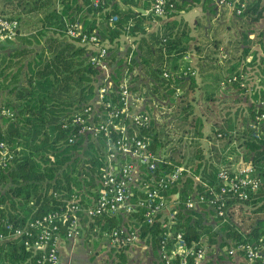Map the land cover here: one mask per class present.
<instances>
[{"label":"trees","instance_id":"obj_1","mask_svg":"<svg viewBox=\"0 0 264 264\" xmlns=\"http://www.w3.org/2000/svg\"><path fill=\"white\" fill-rule=\"evenodd\" d=\"M121 1L127 7L123 8L119 0H109L99 6H95L93 0H0V15L18 18L23 26L32 30L0 42V106L10 107L14 112L12 117L0 114V141L4 140L13 153L10 164L0 176V200L2 213L15 223L24 224L44 212L65 208L74 197L87 205L97 195L98 179L106 157L105 138L79 134L76 126L64 125L88 104L96 107L104 73L89 61L92 47L82 44L79 36L67 34L68 24L81 23L84 31L97 32L100 41L108 46L112 84L106 99L117 98L120 82L140 62L153 66L149 75L166 87L169 94H175L178 85L188 82L183 76H165L163 72L166 62L174 59L172 53L182 51L190 38L183 22L168 19L150 31L142 12L151 6L150 0ZM243 1L233 0L234 13ZM186 3L187 0H176V10L170 16L181 8H191L194 2ZM258 10L259 0H253L246 4L241 15L255 19ZM114 14L118 19L110 23ZM122 35L133 36V43H136L135 48L127 46L125 57L114 48V43L119 42ZM17 38L22 41L20 44L15 41ZM10 44L11 49L1 52ZM234 75L237 74H233L230 81L234 80ZM129 83L132 91H139L134 79L131 78ZM183 98L184 94L180 93L175 100L173 96L169 99L168 123L178 119L182 126H186L182 119L187 115L180 112L187 114L191 108L183 105ZM175 102L181 106L180 111ZM261 111H264L263 107H256L251 113L252 121L243 130L240 143L248 148L245 160L254 164L260 177L259 189L245 202L252 206L254 215L239 221L232 213L228 220L215 227L217 219L212 217L213 207L202 212L180 211L173 228L183 231L188 241H198L213 250L232 238L258 241L264 236V119L257 121L255 118ZM192 122L196 126L195 134L202 136L199 123ZM159 128L161 125L152 118L148 127L140 129L142 136L150 138V146L156 152L171 142L160 137ZM180 137V147L189 149L182 154L180 148L178 153L169 156L168 162L161 163L160 168L173 170L178 165H190L191 173L184 176L179 188L181 198H185L207 186H215L220 168L207 163L199 141L193 145L192 139ZM195 160L198 161L197 167ZM201 166L204 174L197 181L195 174ZM138 217L140 221L144 219L142 214ZM92 219L86 226L87 232L93 231L97 235L121 225L118 216L103 214ZM239 228L243 230L239 231ZM161 231L158 222L143 224L141 228L142 237H147L154 248L159 243ZM0 259L13 262L19 258L14 250H9L0 255Z\"/></svg>","mask_w":264,"mask_h":264},{"label":"built area","instance_id":"obj_2","mask_svg":"<svg viewBox=\"0 0 264 264\" xmlns=\"http://www.w3.org/2000/svg\"><path fill=\"white\" fill-rule=\"evenodd\" d=\"M106 1L109 0H93V4L99 6ZM150 2L151 6L145 11L154 19L169 18L176 10V0ZM211 2L234 7L233 0ZM246 4L244 0L236 8V13L241 14ZM117 19L118 15L114 14L109 21L114 23ZM20 33L18 18L0 15V42L15 39ZM67 34L79 36L82 44L92 47L89 61L104 73V84L98 89L96 107L88 104L74 113L70 122L67 120L64 125L76 126L79 134L105 138L106 157L98 179L97 195L87 205L74 197L65 208L44 212L24 224L15 223L3 214L0 200V255L14 250L19 258L13 262L0 259V264H60L61 241L80 236L84 233L85 224L103 214L121 219L120 226L102 233L115 248L125 249L137 243H149L147 237H142L141 228L143 224L158 222L162 228L159 243L155 248L149 243L156 254L155 264H202L211 249L198 241H188L183 231L174 230L178 212H202L213 207L212 217L217 219L215 226H220L228 220V215L239 211L236 205L244 204L259 189L260 177L256 167L252 163L224 165L218 170L215 186H207L202 191L181 198L179 188L184 176L191 173V167L182 164L173 170L160 168L161 163L168 162L169 156L176 151L172 150V144L156 152L150 146V138L140 134V129L148 127L152 120L150 111L132 109L143 98L142 94L132 91L129 80L125 78L118 86L117 98L106 99L112 84L108 46L100 41L97 32L84 31L79 22L68 24ZM193 73L191 67L182 72L183 77ZM169 75V72H165V76ZM179 94V89H176L174 97L177 98ZM256 102L258 109L264 108V93L259 95ZM0 114L12 117L14 112L10 107L0 106ZM255 118L257 121L263 120L264 111L257 113ZM177 136L173 137L172 143H175ZM185 138L192 139L191 136ZM12 157L8 144L0 141V176ZM195 179L200 181L198 176ZM141 214L144 217L142 221L138 217ZM86 218L88 220L84 221ZM219 249L230 255L241 254L250 264H264V236L258 241L232 238Z\"/></svg>","mask_w":264,"mask_h":264},{"label":"crops","instance_id":"obj_3","mask_svg":"<svg viewBox=\"0 0 264 264\" xmlns=\"http://www.w3.org/2000/svg\"><path fill=\"white\" fill-rule=\"evenodd\" d=\"M245 1L248 5L253 0ZM119 2L123 8L127 7L121 0ZM192 2L191 8H181L162 20L152 18L145 10L142 12L146 15L150 31L156 30L160 23L168 19L182 21L187 27L190 38L184 43L186 47L172 53L174 59L166 62L163 72L178 78L183 76L182 72L187 67L193 69L194 73L185 77L188 82L176 87L184 94L183 105L191 108L187 114L182 111L180 114L187 115L182 120L184 125L191 126L188 132L193 134L192 143L194 145L199 137L203 142L204 158L218 169L224 165L239 166L249 162L245 160L249 150L240 144L242 132L250 125L251 113L257 107L256 100L264 92V0H259V14L255 19L234 13L232 6H219L210 0H187L188 4ZM132 47L135 48L136 43H132ZM152 67L140 62L126 78L135 80L138 92L143 96L132 108L149 110L155 123L163 127L162 123L170 120L167 115L170 112L165 110V107L169 108L164 101L174 97V94H169L166 87L149 75ZM233 74L237 75L230 81ZM175 103L180 111L181 106ZM192 120L199 123L202 136L195 134L196 126ZM170 124L169 128L174 123ZM179 138H175L178 144ZM188 149L185 146L182 154ZM197 164L195 160L196 167ZM197 171L195 176L202 177L203 166ZM86 226L88 224L80 236L61 241L60 264H155L156 254L150 242L118 249L109 244L102 234L87 232ZM202 264L250 263L243 255L226 254L216 246Z\"/></svg>","mask_w":264,"mask_h":264},{"label":"rangeland","instance_id":"obj_4","mask_svg":"<svg viewBox=\"0 0 264 264\" xmlns=\"http://www.w3.org/2000/svg\"><path fill=\"white\" fill-rule=\"evenodd\" d=\"M124 2V1H123ZM142 2V1H141ZM19 22H20V31H21V33L19 34V35H23V34H27L28 32H30V31H32L30 28H28V27H26V25H22L21 24V21H20V19H19ZM81 24V23H80ZM82 25V24H81ZM29 29H30V31H29ZM16 42H18V44H20L22 41L20 40V39H18L17 38V40H15ZM133 41H134V39H133V36H129V35H122V37H121V39L119 40V42H116V43H114V48H115V50H118L119 52H121V55L123 56V57H125V56H127L126 55V49H127V46L128 45H132V43H133ZM23 44V43H22ZM9 48H7V49H5L4 50V48H2L1 50V52H5V51H7L8 49H11L12 48V46H11V44L8 46ZM113 53V52H112ZM2 54V53H1ZM110 72H111V68H110ZM170 101L171 100H169V99H166L164 102H165V104H167V105H169V104H171L170 103ZM166 105V106H167ZM199 109V108H198ZM165 110L167 111V112H170V110L169 109H166V107H165ZM200 110V109H199ZM176 122V123H175ZM174 123V124H173ZM162 124H164V126L163 127H161V128H159L158 130H159V132H160V137L162 138V139H170V140H173V137L175 136V135H178V136H184V137H186V136H191V133L190 132H188V130L191 128V126L189 125V127H188V125L187 126H182L181 124H182V121L181 120H175V121H173L170 125H172V127L171 128H169L168 127V121L167 122H164V123H162ZM175 133H178V134H175ZM176 138V137H175ZM198 139L200 140V138L198 137ZM198 140V141H199ZM201 141V140H200ZM200 143H203L202 141L200 142ZM174 145L175 147L173 148V150L174 151H176V152H178L179 150H180V145L177 143V142H175V143H172V141L170 142V144H169V146H171V145ZM183 145V144H182ZM184 146V145H183ZM181 149H183V148H181ZM247 163H250V162H247ZM243 164H246V163H243ZM237 206V208H239V211L238 212H234V215H235V217L239 220V221H242V220H245L244 218H246L247 216H249V215H254V213H253V209H251L252 208V206L251 205H249V204H247V203H244V204H238V205H236ZM263 216V215H262ZM258 216H255V218H257ZM234 218V217H233ZM236 218H234V219H236ZM242 226V225H241Z\"/></svg>","mask_w":264,"mask_h":264}]
</instances>
